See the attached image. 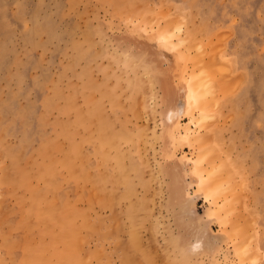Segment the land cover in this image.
<instances>
[{
	"label": "rangeland",
	"instance_id": "obj_1",
	"mask_svg": "<svg viewBox=\"0 0 264 264\" xmlns=\"http://www.w3.org/2000/svg\"><path fill=\"white\" fill-rule=\"evenodd\" d=\"M0 264H264V0H0Z\"/></svg>",
	"mask_w": 264,
	"mask_h": 264
},
{
	"label": "bare ground",
	"instance_id": "obj_2",
	"mask_svg": "<svg viewBox=\"0 0 264 264\" xmlns=\"http://www.w3.org/2000/svg\"><path fill=\"white\" fill-rule=\"evenodd\" d=\"M160 24H162V23H160ZM160 27H161V25H160ZM178 247H180L182 249L185 248L187 250V252H190V253H199V252L204 250V245H203V243L200 240H197V241H195L194 243H191V244H188L187 242H185V243L184 242H180V243H178ZM67 256H68V254H67ZM70 258H71V256H70ZM66 263H67V261H66Z\"/></svg>",
	"mask_w": 264,
	"mask_h": 264
}]
</instances>
